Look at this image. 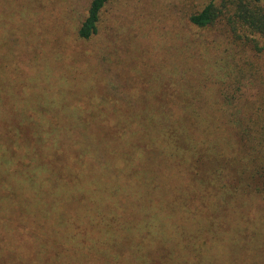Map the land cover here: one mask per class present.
Segmentation results:
<instances>
[{
  "label": "rangeland",
  "instance_id": "rangeland-1",
  "mask_svg": "<svg viewBox=\"0 0 264 264\" xmlns=\"http://www.w3.org/2000/svg\"><path fill=\"white\" fill-rule=\"evenodd\" d=\"M88 1L0 0V54L1 52L9 53V40L16 39L13 48L15 51L11 50L13 54L10 62L0 72L4 80V85L0 87V94L14 96L19 106L22 104L20 97H24L27 104L31 105V109H34L40 103L38 95L40 96L41 91L46 92L44 88L48 91L50 88L53 90V85L49 81L46 79L41 81L45 74L51 75L52 81L55 78V85L59 82L91 87V80L97 77L101 69L103 82L111 79L114 81L118 78L117 73L112 72V68H109L107 63H101L100 58L96 59V63H92L88 56L91 57L94 52L98 53L102 45L115 40L120 33V50L125 51L127 48H132V45L135 46V52L132 55V72L139 80L149 78L150 83L155 80L157 81L155 84L158 85L160 80H166L167 76L173 72V76H181V80L178 78L181 83H185V77L189 78L192 89L202 85L203 92L210 93L219 91L224 80L242 82V93L244 100H247L243 105L252 106V117L249 123L254 124L256 134L262 136L264 49L260 50L251 44L233 45L234 42L221 24L205 29L190 27L180 15V10H191L207 0H111L102 12L100 32L81 52L82 47L76 39L75 29L85 15ZM134 27L136 28L129 32ZM139 30L141 34L138 33ZM26 39L29 41L27 44ZM64 43L70 44L69 48L64 50V47L62 48ZM262 44L263 42L260 41L258 45L262 46ZM171 50L174 52L173 55ZM29 53L35 61L46 63V66L42 63L32 66L28 71L40 79L37 87L31 86L28 76L25 78L24 75L16 72L18 65L14 57L20 56L23 59ZM102 54L105 56L107 53L104 51ZM127 56V54L124 55L125 58ZM181 71H183L182 74ZM157 88L159 87L152 86L150 91L157 93ZM51 89L49 93L44 94L46 97L53 95ZM143 99L145 102L137 107L138 111L151 112L161 104V98L159 100L154 97L153 93H149ZM58 102L60 99L56 95L54 103ZM238 106L240 110L241 102ZM194 107L199 109L197 102ZM206 107L200 109L202 120L210 118L208 111L211 110ZM106 112L110 115V119L104 121L107 127L112 124L113 117L117 119L120 126L123 125L122 115L115 108L107 107ZM230 116H233L232 113ZM216 123L215 121V125ZM93 126L97 131L101 124ZM136 127L130 126V128ZM167 133L170 139L172 132ZM217 135L226 137L222 136V130L215 126L211 139L216 140ZM163 138L164 135L161 133L157 140L162 141ZM127 139L132 137L128 135ZM103 146L102 142L96 144L93 154L88 153L86 156V163L95 164V173L102 176L109 174L111 169L110 163L104 162L107 161L103 159L104 155L97 156ZM124 148L125 143L120 141V171L127 170V174H130L132 166L123 165ZM225 151L221 150V155ZM240 155V152L231 150L226 156L220 157V160L210 161V163L200 161L199 166L194 167L193 171L203 175L201 182L210 180L212 177V181H208L206 187L203 185L196 187L197 182H193L191 187H134L121 176L120 184L107 180L99 187H72L66 193V187H48L49 183H45L44 187H38V189L35 187L37 191L27 187L28 190L23 191L22 195L18 194L16 203L12 200L11 204L6 205L8 208L11 207L10 211L13 207L17 209L21 206L19 202L25 201L27 206L33 203L29 208L32 212L41 208L49 211L57 209L59 215L47 217L32 215V217L19 219V214L8 213L10 211L7 210V212L0 211V223L2 222L4 226L16 225V227L22 223L43 224L44 226H41L38 231L39 237L26 238L27 240L16 238L22 252L32 254L31 248L33 246L36 248L37 244L48 248L63 243L64 250L59 253L57 259L73 264H100L97 259L104 264L110 258H107L106 254H101L102 252L108 254L114 252L111 254L117 262L127 264L124 256L127 252L129 255L131 250L135 251L136 255H142L159 247L167 249V245L164 244L168 243L167 237L165 239L157 234L158 227L155 229L152 227L153 232L149 231L146 234L147 229L141 223L150 219L181 223L183 231L198 234L197 238L201 243L206 236L209 237V234L219 235L221 246L213 251L216 260L209 256L204 264H264V222L258 218L261 210L254 209L252 204L241 201L239 195H235L241 192L239 190L241 187L245 190L254 188L252 184L250 186L247 184V178L251 179L250 174L253 169L251 170V167L244 169L245 161ZM157 156L161 164H157ZM166 161L167 157L165 158L159 152L154 153L151 159L144 160L147 166H139L137 172L153 171L156 176H159L158 172H166L172 166L166 164ZM174 163H178L180 168L184 165L181 159H177ZM257 163L259 159L253 162V167ZM212 167H216V170L212 171ZM226 172L230 174L226 176ZM64 193L66 197L63 202L73 205L72 213L67 216L60 215L62 212L66 214V211L61 208L63 196L60 198V195ZM32 195L36 198H30ZM255 195L257 199H260L257 193ZM79 202L86 203V207L80 211L77 207ZM39 204L42 207H39ZM232 208L236 212L244 211V217H241L239 222V227L241 226L243 230L240 235L235 234L236 227L231 224L227 216L228 212L233 210ZM188 212L191 219L187 215ZM3 213H7L4 214L5 217H2ZM146 215L149 217L146 218ZM189 221L194 222L193 226L189 225ZM212 223L214 225L210 230L209 225ZM62 224H68L65 236H62L61 229H58V226ZM18 228V231L22 232L23 228ZM201 228L205 235H199L202 233ZM253 230L257 234L250 235ZM178 234L179 231H173L174 237H171L173 241L177 240ZM186 241L188 243L189 238L186 237ZM115 247L117 251H114ZM120 251L122 252L119 254ZM120 256L124 257L122 261ZM174 257L173 260L169 258L168 262L187 264L183 262V257L182 259L179 256Z\"/></svg>",
  "mask_w": 264,
  "mask_h": 264
},
{
  "label": "trees",
  "instance_id": "trees-1",
  "mask_svg": "<svg viewBox=\"0 0 264 264\" xmlns=\"http://www.w3.org/2000/svg\"><path fill=\"white\" fill-rule=\"evenodd\" d=\"M110 1H88L85 15L75 29L76 39L82 47L81 52L100 32L102 12ZM180 12L190 27L205 29L221 24L234 42L233 45L251 44L260 50L264 49V0H207L200 6L191 10H180ZM138 33L141 34V31L139 30ZM14 40H9V53L1 52L0 54V72L10 62L13 54L11 50H14L16 43V39ZM260 41L263 42L262 46L258 45ZM28 42L26 39V44ZM69 46L70 44L64 43L62 48L64 47L65 50ZM134 47L132 45V48H127L125 51L120 50L119 33L118 38L102 45L98 53L94 52L91 57L88 56L92 63H96L98 58L101 63H107L109 68H112V72L117 73L118 78L114 81L111 79L103 82L99 68V74L90 82L91 87L59 83L58 79L55 85V78L52 81L51 75L45 74L41 81L46 79L53 85V90L50 88L53 95L46 97L44 94L49 93L50 89L48 88V91L44 88L46 92L41 91L40 96L38 95L40 103L34 109H31V105L27 104L24 97H20L22 104L19 106L14 96L0 94V211L7 212L11 207L8 208L6 205L11 204L12 200L16 203L18 194L22 195L23 191L28 190L27 187L38 189V187H44L45 183H49L48 187H66L65 193L72 187H99L107 180L120 184V176L134 187H191L193 182H197L196 187L200 185L206 187L208 181H212V177L205 181L206 183L201 182L203 175L193 171V168L199 166L200 161L210 163V161L220 160V157L226 156L228 151L232 150L240 152V156L244 158V169L247 167L253 169L250 174L251 179L247 178V184L248 186L252 184L254 188L245 190L241 187L239 188L241 192L235 195H239L241 201L252 204L254 209L261 210L258 218L264 222V130L262 136H259L256 134L254 124L249 123L252 117V106L243 105L247 100H244L242 93V82L224 80L219 91L210 93L203 92L202 85L192 89L189 78L185 77V81L183 80L185 83H181L178 81V78L181 80V76H173V72L167 76L166 80H160L158 85L155 84L157 83L155 80L150 83L149 78L139 80L132 72ZM104 51L107 53L105 56L102 54ZM125 54L128 55L127 58L124 57ZM173 54L171 50V55ZM14 58L18 65L16 72L24 75L25 78L28 76L31 86L37 87L40 79L28 71L32 66L39 63L46 66V63L35 61L30 53L23 59L20 56ZM49 74L55 76L52 72ZM2 85L4 80L0 75V87ZM152 86L159 87L157 93L150 91ZM149 93H153L159 100L161 98V104L151 112L138 111L137 107L145 102L143 97ZM55 94L60 99L57 104L54 103ZM196 102L199 109L194 107ZM107 107L115 108L122 115L124 120L122 126L112 116V124L107 127L104 123L110 119L109 113L106 112ZM203 107L211 110H207L210 118L207 117L205 120L201 119L200 109ZM231 113L233 116H230ZM95 124H101L97 131L94 130ZM131 125L137 127L130 128ZM215 126L222 130V136H226L225 138L217 135L216 140L211 139ZM168 131L172 132L170 139L167 136ZM161 133L164 135V140L158 141L157 137ZM128 135L132 139H127ZM120 141L125 143L123 165L132 166L130 174H127V170L120 171ZM100 142L104 146L97 156L104 155L103 159L107 160L104 162H109V168H111L109 174L104 176L95 173V164L86 163V156L88 153L93 154L95 145ZM154 150L155 152H152ZM221 150H226L223 155L220 153ZM157 152L167 157L166 164L172 165L170 170L158 172L159 176H156L153 171L137 172V168L147 166L144 160L151 159ZM97 156L95 157L98 158ZM158 159L159 156L156 157L157 164H161ZM177 159L184 162L181 168L178 163H174ZM257 159L259 163L253 167L252 164ZM216 167H212V171L216 170ZM226 174L228 176L230 173L226 172ZM35 193L34 191V195ZM65 193L60 195V198L63 196L61 208L66 211V214L62 212L61 216L71 214L73 209V205L63 202ZM255 193L260 196V199L256 198ZM34 195L30 198L35 199ZM72 199H74L73 195ZM23 200H25L24 197ZM18 204L21 206L17 209L13 207L8 213L19 214V219L32 217V215L47 217L58 214L57 209L49 211L41 208L32 212L29 208L33 203L28 206L25 201ZM38 206L42 207L40 204ZM77 207L79 211L83 210L86 203L79 202ZM232 209L227 216L231 224L236 227L235 234L240 235L243 230L241 226L239 227V222L240 218L244 217V211L236 212L234 208ZM4 214L7 213H3L2 217H5ZM189 214L188 212L187 215L191 219ZM148 217L146 215V218ZM193 224V221H189L190 226ZM67 225L58 226L62 236L67 234ZM141 225L147 229L146 234L149 231L153 232L152 227L154 229L158 227L157 234L165 239L167 237L168 243L164 244L168 248L160 249L159 247L142 255H136L135 251L131 250L129 255L127 252L124 256L127 264H172L168 261L169 258L173 260L174 256H179L180 259L183 257V262L187 264H204L209 256L216 260L213 251L221 246L220 236L217 234H209V237L206 236L201 243L197 238L198 234L183 231L181 223L150 219ZM213 225L214 223L209 225L210 230ZM41 226L44 225L22 223L18 227L23 230L19 232L16 225L4 226L1 222L0 264H73L57 259L59 253L64 250L63 243H61L62 247L59 244L48 248H43L36 243V248L34 246L32 250L29 248L32 254L22 252L16 238L27 240L26 238L39 237L38 231ZM174 230L179 231V237L176 236L175 241L172 239ZM200 231L202 233L199 235H205L202 228ZM254 234H257L255 230L250 233V235ZM186 237L189 238L188 243ZM27 244L33 245L30 242ZM114 251H117V247ZM111 253L114 252L101 253L110 258L104 264H121ZM124 257L120 256V261ZM97 260L100 264L102 263L101 260Z\"/></svg>",
  "mask_w": 264,
  "mask_h": 264
}]
</instances>
